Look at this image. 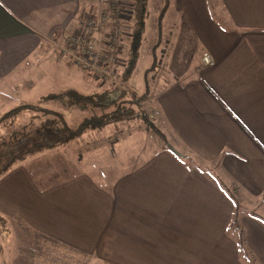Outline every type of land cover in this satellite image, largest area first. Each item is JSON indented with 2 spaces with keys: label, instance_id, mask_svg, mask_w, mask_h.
I'll list each match as a JSON object with an SVG mask.
<instances>
[{
  "label": "crops",
  "instance_id": "crops-1",
  "mask_svg": "<svg viewBox=\"0 0 264 264\" xmlns=\"http://www.w3.org/2000/svg\"><path fill=\"white\" fill-rule=\"evenodd\" d=\"M165 2L161 19L172 5L178 20L168 26L144 111H152L151 122L180 155L158 138L154 159L132 161L127 177L117 180L114 200L123 178L131 180L136 196L139 185H149L137 210L131 203L126 210L122 200L129 234L121 248L109 192L96 189L90 196L84 176L37 179L14 163L0 176V220L13 224L24 240L6 255L15 256L16 264H244L243 247L253 264V255L264 261V0H162L159 9ZM96 8V0H0V99L9 89L4 79L29 57H63L52 41L74 31L80 17ZM204 52L213 64L202 62ZM82 75L78 81L89 85L88 94L104 90L89 73ZM63 88L87 93L67 83ZM122 121L116 144L133 129ZM55 148L67 150H49ZM63 164L58 159V168ZM218 200L223 210L214 207ZM192 209L207 210L206 216L187 228L183 211ZM169 240L174 248L166 245Z\"/></svg>",
  "mask_w": 264,
  "mask_h": 264
},
{
  "label": "rangeland",
  "instance_id": "rangeland-1",
  "mask_svg": "<svg viewBox=\"0 0 264 264\" xmlns=\"http://www.w3.org/2000/svg\"><path fill=\"white\" fill-rule=\"evenodd\" d=\"M161 1L162 0H147L148 16L146 18L145 29L143 32V40L139 48V53L134 70L132 71L127 81V85L131 89L133 88L138 93H143L145 91V89L143 88V86H145L143 81L144 72L147 68H149L153 59V50L151 47L155 42H158L154 53L157 57H160L162 49L166 45L168 26L171 25L172 27V22H174L175 19L178 18L179 12L176 11L175 8L171 5L168 8L167 14H165L163 19L160 20L163 28L162 32L159 34L158 30H156V22H158L159 20L158 14L160 12L159 5ZM208 7L209 10L210 8L213 10L211 2H209ZM94 11L95 10H93L92 12ZM214 17L218 19L217 14H215ZM126 22L127 21L124 22V33L122 40L123 44H125L124 40H127V27L125 26ZM150 68H155V70H157L158 66H153ZM83 71L84 70H81L79 67L72 64L67 57H61L56 53L52 54L51 52H49L46 55L41 53L40 55L29 57L23 64H21L7 78L4 79V82H6L9 89L6 91V94H4L0 99V118L3 113L20 104L37 102V100H39L41 96L47 95L49 93L63 92L65 89L63 88L65 87V83L71 86H75L78 89L86 92L90 91L89 85H87L84 80L78 81V76L82 77ZM150 72L152 75L154 73L153 69ZM90 75L92 76V78L98 81L100 85H104L94 75ZM15 85H17V88L14 87ZM128 86L127 88L131 92ZM149 86H151V84ZM9 93L12 94L9 95ZM147 93L148 91H146V94ZM86 94H88V92ZM132 95L138 96L139 94ZM77 97L79 96L63 94L62 96H60V98L47 100L41 105L45 108L58 110V112L63 115V118L69 124L78 123L80 120H82L84 117H87L91 113L99 112L96 106H89L90 100L88 97L83 99H77ZM146 105L147 100L143 97L140 105L141 109H146ZM147 117L149 121H151L150 118L152 119L153 117L151 110L147 111ZM49 118H51V116H49ZM76 119H78V121ZM45 120L46 117L42 116L41 112L31 110L30 108H25L23 109V111L16 113L11 117L7 116L0 119V138L9 137L12 132H16L18 130L23 132H30L34 128L41 125ZM128 122H130L133 129L130 130V135L124 134L123 132L125 138L119 140V143L117 144L115 143L117 140L113 141L114 135H119L118 126L125 124V121H122L121 123H118L116 125H114V123H111L102 128L87 130L80 136L69 140L67 143L60 144L65 145V148H67L65 152L57 148L53 150L45 149L29 154L27 157L22 159L24 161L19 160L27 169V171L30 172V176L37 179H69L72 177L74 179H78L80 178V176H84L85 182L86 179H88L89 182L88 192L90 196L91 191L96 192V189L103 190L105 193L109 192L111 194L110 203L112 205V208H116L117 220L121 224L120 232L116 234L115 239V241L118 242L119 248L122 247L125 235L129 234V232L123 230V227L127 223H123V219L126 220V218L123 215L122 200L124 199L126 201V210L129 209L130 203L133 205V211L137 210L138 207L135 203L139 202V200L140 202H145V187L148 188L149 185H139L137 187L138 195L136 196L135 187L132 190L130 188L131 180L129 178H123L121 179V183L118 188L117 197L114 200L117 180L125 175V177H127V174L131 171L130 164L132 163V161L137 160L138 162H145L142 160L154 159L153 154L157 149L155 140H158L157 135L154 139L152 138V128L146 127V123L144 122V120H141V118H135L133 121L128 120ZM128 122H126V124H128ZM148 124H150V122ZM151 124L153 125V123ZM139 125L144 126L145 128H150L151 131H145V128L138 129ZM135 128H137V130H134ZM153 134L156 133L154 132ZM95 140H100L102 143L94 145ZM125 157L128 158L129 161L124 163L126 164L124 168L115 170L113 168V164L115 162H117L118 164L119 161L123 160V158ZM58 159L64 162V164L60 168H58ZM17 162H15V164ZM15 164H13L12 167H14ZM121 190L124 191V193L121 192ZM231 190L234 193L233 187H231ZM215 202L216 203H213V205L214 207L216 205L218 206L217 211L223 210L222 202L220 200ZM204 205L206 206V203H204ZM112 211H114V209H112ZM206 211L207 210L201 209L184 210L183 213L186 214L182 217V220L188 228V226L194 222V218H199V220H201L203 217L205 218ZM134 213L135 212H133V214ZM241 213L248 212L245 209H242ZM126 215L128 216L129 213H127ZM215 216L220 217L221 215H217L215 213ZM262 224L264 225V222H262ZM14 231L17 233L16 228H14L13 224L7 225L5 224V222L0 220V264H16L17 259H14L15 256L11 257V259L10 257L6 256L16 250L19 244L24 243L23 238L22 240L19 239L18 235L14 234ZM183 233V242H187L188 234L190 233V231L188 229H185ZM263 234L264 232L261 233V235ZM179 236L180 231L178 232V238ZM171 240H174L176 242L177 236H175ZM217 242L219 243V240H217ZM168 244L172 245L170 243V240L167 241L166 245ZM172 247L174 248L175 245H172ZM218 247L220 249V245H218ZM246 253L247 250L243 248V259L241 256L240 259L244 262V264H253L254 261L252 257L248 258V256L245 255ZM253 257L256 259L255 264H264V261L261 257L257 258L255 255H253ZM4 259L6 262H4Z\"/></svg>",
  "mask_w": 264,
  "mask_h": 264
},
{
  "label": "trees",
  "instance_id": "trees-1",
  "mask_svg": "<svg viewBox=\"0 0 264 264\" xmlns=\"http://www.w3.org/2000/svg\"><path fill=\"white\" fill-rule=\"evenodd\" d=\"M97 2V0H96ZM127 4L129 13L125 26L127 27V40L125 44H121L118 47V52L122 55L121 67L119 68V80L122 85L128 86V78L134 70L139 48L143 40V32L145 29L146 18L148 16L147 0H123ZM166 2L163 7L160 8L158 14V32L161 31L160 20L162 18L163 11L166 7ZM156 44L152 47L153 59L152 62L144 72V84L145 91L139 94L137 97L143 100L146 95V90L149 88V79L151 70L155 68L157 64L161 62V57H157L154 53ZM162 55V54H161ZM150 74V75H149ZM129 87V86H128ZM76 95L77 99H83L88 97L90 100V107L96 106L99 112H93L87 117H84L78 123L69 124L61 115L58 110L45 108L41 104L47 100L59 98L62 95ZM136 94L129 90L124 89L120 85H108L106 84L103 91H98L93 94H83L74 88L65 89L60 93H49L43 95L37 100V102L23 103L16 107L9 109L3 113L1 118L11 117L16 113L21 112L25 108H30L42 113V116L46 117V120L34 128L30 132L16 131L12 132L9 137L0 138V176L6 173L12 165L27 157L29 154L37 151L50 149L60 144H64L69 140L76 138L86 132L87 130H93L102 128L108 124L115 123L122 120H130L135 118H141L146 123V127H151L156 133L155 135L161 140L163 145H167L168 139L164 133L155 125H152L147 117V113L136 105L133 95ZM51 116V118H49ZM150 122V124H148ZM234 226L237 229L238 225L236 221ZM239 228V227H238ZM240 234V232H239ZM240 247L242 239L238 240ZM244 248V247H243Z\"/></svg>",
  "mask_w": 264,
  "mask_h": 264
},
{
  "label": "built area",
  "instance_id": "built-area-1",
  "mask_svg": "<svg viewBox=\"0 0 264 264\" xmlns=\"http://www.w3.org/2000/svg\"><path fill=\"white\" fill-rule=\"evenodd\" d=\"M128 13L123 0H97L94 12L81 16L74 31L52 43L62 56L94 75L102 84H117L126 89L119 80L122 57L118 47L122 44ZM201 60L206 65L214 62L209 52H204ZM133 98L140 106L142 100L137 96Z\"/></svg>",
  "mask_w": 264,
  "mask_h": 264
},
{
  "label": "water",
  "instance_id": "water-1",
  "mask_svg": "<svg viewBox=\"0 0 264 264\" xmlns=\"http://www.w3.org/2000/svg\"><path fill=\"white\" fill-rule=\"evenodd\" d=\"M167 147L171 150V151H173L174 153H176V154H179L180 155V153L179 152H177V150L171 145V144H167Z\"/></svg>",
  "mask_w": 264,
  "mask_h": 264
}]
</instances>
